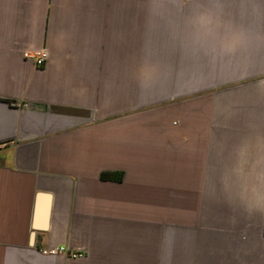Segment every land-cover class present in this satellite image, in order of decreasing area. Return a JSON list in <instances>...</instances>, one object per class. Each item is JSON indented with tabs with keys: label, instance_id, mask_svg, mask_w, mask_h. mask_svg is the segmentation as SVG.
Returning <instances> with one entry per match:
<instances>
[{
	"label": "crops",
	"instance_id": "obj_1",
	"mask_svg": "<svg viewBox=\"0 0 264 264\" xmlns=\"http://www.w3.org/2000/svg\"><path fill=\"white\" fill-rule=\"evenodd\" d=\"M237 2L0 0V264H264V105L208 121Z\"/></svg>",
	"mask_w": 264,
	"mask_h": 264
},
{
	"label": "rangeland",
	"instance_id": "obj_2",
	"mask_svg": "<svg viewBox=\"0 0 264 264\" xmlns=\"http://www.w3.org/2000/svg\"><path fill=\"white\" fill-rule=\"evenodd\" d=\"M239 1L223 4L224 72L236 81L216 90L223 107L208 116V121L226 127L261 122L264 105V4Z\"/></svg>",
	"mask_w": 264,
	"mask_h": 264
},
{
	"label": "built area",
	"instance_id": "obj_3",
	"mask_svg": "<svg viewBox=\"0 0 264 264\" xmlns=\"http://www.w3.org/2000/svg\"><path fill=\"white\" fill-rule=\"evenodd\" d=\"M22 57L25 61L30 62L36 68H43L47 65L50 54L48 49H33V50H25L22 53ZM41 254L44 256H57L67 254L66 249L64 248H53V249H44L41 250ZM72 258H82V255L79 253H75L71 255Z\"/></svg>",
	"mask_w": 264,
	"mask_h": 264
},
{
	"label": "trees",
	"instance_id": "obj_4",
	"mask_svg": "<svg viewBox=\"0 0 264 264\" xmlns=\"http://www.w3.org/2000/svg\"><path fill=\"white\" fill-rule=\"evenodd\" d=\"M123 173L120 172H107L100 175V180L110 182H121Z\"/></svg>",
	"mask_w": 264,
	"mask_h": 264
},
{
	"label": "water",
	"instance_id": "obj_5",
	"mask_svg": "<svg viewBox=\"0 0 264 264\" xmlns=\"http://www.w3.org/2000/svg\"><path fill=\"white\" fill-rule=\"evenodd\" d=\"M43 197V196H42ZM37 214H42V218H44L45 220L47 219V215H48V207H42V209H37ZM44 230V227L43 229Z\"/></svg>",
	"mask_w": 264,
	"mask_h": 264
}]
</instances>
